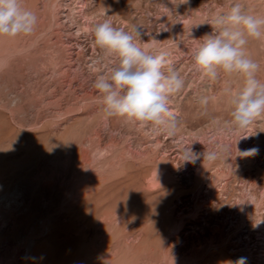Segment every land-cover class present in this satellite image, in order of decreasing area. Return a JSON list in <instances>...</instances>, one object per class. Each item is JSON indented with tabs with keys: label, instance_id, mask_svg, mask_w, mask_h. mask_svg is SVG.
<instances>
[{
	"label": "rangeland",
	"instance_id": "rangeland-1",
	"mask_svg": "<svg viewBox=\"0 0 264 264\" xmlns=\"http://www.w3.org/2000/svg\"><path fill=\"white\" fill-rule=\"evenodd\" d=\"M234 3L264 17V0H22L34 31L0 36V264H264V114L235 127L243 78L210 79L192 58ZM105 21L169 53L184 80L174 135L106 117L93 87L118 62L94 44ZM246 55L264 83V37ZM186 147L217 159L184 162ZM30 238L46 244L39 260Z\"/></svg>",
	"mask_w": 264,
	"mask_h": 264
},
{
	"label": "clouds",
	"instance_id": "clouds-1",
	"mask_svg": "<svg viewBox=\"0 0 264 264\" xmlns=\"http://www.w3.org/2000/svg\"><path fill=\"white\" fill-rule=\"evenodd\" d=\"M189 0H180L187 4ZM37 24V16L22 6V0H0V36L15 37L31 34ZM213 32L203 37V43L193 52V61L210 79H216L220 71L237 74L243 78L242 88L231 95L233 105L231 122L235 127L246 128L264 114V83L256 78L259 65L246 55L249 39L264 37V17L247 14L240 3H234L229 11L217 16L210 24ZM94 44L117 63L106 74H100L93 87L102 97L106 117H119L126 122L150 124L155 131L174 135L177 118L169 108V97L179 92L184 80L167 60L169 53L152 54L142 48L143 31L133 26L130 31L113 27L105 21L93 29ZM168 65L167 74L162 69ZM201 103L206 104L207 98ZM257 148L240 153L251 156ZM201 156L209 161L217 159L216 152H194L186 147L184 162L195 163ZM254 223L253 227H258ZM240 257L228 264H246Z\"/></svg>",
	"mask_w": 264,
	"mask_h": 264
},
{
	"label": "bare ground",
	"instance_id": "bare-ground-1",
	"mask_svg": "<svg viewBox=\"0 0 264 264\" xmlns=\"http://www.w3.org/2000/svg\"><path fill=\"white\" fill-rule=\"evenodd\" d=\"M67 8V7H66ZM73 10H74V8H73ZM75 11V10H74ZM63 14V13H62ZM69 14V13H68ZM64 15V14H63ZM65 15H67V14H65ZM88 15V14H87ZM74 29V28H73ZM77 39V38H76ZM207 167H206V165L204 164V163H202L201 165H200V172H206L207 171V169H206ZM197 169V168H196ZM199 169V168H198ZM207 173V172H206ZM157 175V174H156ZM170 175H171V172H170V170H169V167L167 166V164H163L160 168H159V170H158V175L157 176H159L160 178H164V179H166L167 178V180H168V178H170ZM92 223V222H91ZM45 225H49V223L47 222V224L45 223ZM39 241H36L35 239H31L30 238V240H29V242L27 243L28 245H27V251L29 252V253H31V250H32V252H34L35 254V256H33V257H35V259H37L38 258V260L39 259H41L42 257H43V255L45 254L44 253V251H45V249H44V247L43 246H45L46 244H40V242L38 243ZM104 244V243H103ZM46 248V247H45ZM106 248V247H105ZM103 249V248H102ZM34 250V251H33ZM50 250V249H49ZM49 250H48V252H49ZM107 250V249H106ZM108 251V250H107ZM47 252V251H46ZM51 252V251H50ZM94 252V251H93ZM95 253V252H94ZM93 253V254H94ZM103 253V252H102ZM92 254V255H93ZM91 255V256H92ZM95 257V256H94ZM93 257V258H94ZM124 260L126 261V259L124 258ZM263 260V259H262ZM41 261V260H40ZM107 261V260H106ZM105 261V262H106ZM33 262H35V261H33ZM110 264H111V262L110 261H108ZM108 262H107V264H108ZM127 263V262H126ZM91 264H93V263H91ZM94 264H95V262H94ZM106 264V263H105Z\"/></svg>",
	"mask_w": 264,
	"mask_h": 264
}]
</instances>
